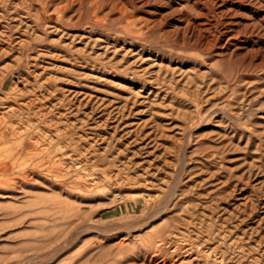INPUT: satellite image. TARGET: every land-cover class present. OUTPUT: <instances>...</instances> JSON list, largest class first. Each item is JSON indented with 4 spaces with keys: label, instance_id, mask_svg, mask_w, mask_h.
<instances>
[{
    "label": "rangeland",
    "instance_id": "rangeland-1",
    "mask_svg": "<svg viewBox=\"0 0 264 264\" xmlns=\"http://www.w3.org/2000/svg\"><path fill=\"white\" fill-rule=\"evenodd\" d=\"M159 237L264 264V0H0V264Z\"/></svg>",
    "mask_w": 264,
    "mask_h": 264
},
{
    "label": "bare ground",
    "instance_id": "bare-ground-1",
    "mask_svg": "<svg viewBox=\"0 0 264 264\" xmlns=\"http://www.w3.org/2000/svg\"><path fill=\"white\" fill-rule=\"evenodd\" d=\"M150 200V199H149ZM179 234H180V232H179ZM183 234V233H182ZM185 234V233H184ZM177 235H178V233H177ZM181 235V234H180ZM184 235H182V237H183ZM152 239V238H151ZM150 239V240H151ZM159 242H160V237H159ZM203 242V241H202ZM161 244H163V243H159V245L158 246H155L156 248V250H155V253H157V254H155V255H153V258H152V260H150L149 261V264H157L156 263V260H155V258H157V257H159L160 255H161ZM172 244V242L170 243V245ZM153 247V246H152ZM176 247V246H175ZM190 252V251H189ZM188 253V252H187ZM185 255V254H184ZM167 257V256H166ZM186 260V259H185ZM175 261V260H174ZM242 261V260H241ZM160 262H161V260H160ZM178 262V261H177ZM175 263V262H174ZM179 263V262H178ZM182 263H183V260H182ZM146 264V263H145ZM159 264H168V262L166 261V260H164L163 261V263L161 262V263H159ZM173 264V263H172Z\"/></svg>",
    "mask_w": 264,
    "mask_h": 264
}]
</instances>
